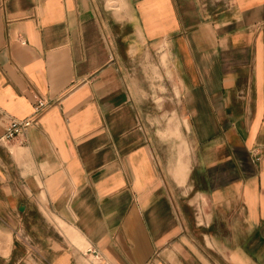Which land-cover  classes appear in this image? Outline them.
Listing matches in <instances>:
<instances>
[{
	"label": "crops",
	"instance_id": "0c3cea01",
	"mask_svg": "<svg viewBox=\"0 0 264 264\" xmlns=\"http://www.w3.org/2000/svg\"><path fill=\"white\" fill-rule=\"evenodd\" d=\"M163 55L173 170L135 88ZM34 117L0 141V264H264V0H0V137Z\"/></svg>",
	"mask_w": 264,
	"mask_h": 264
},
{
	"label": "rangeland",
	"instance_id": "374dc122",
	"mask_svg": "<svg viewBox=\"0 0 264 264\" xmlns=\"http://www.w3.org/2000/svg\"><path fill=\"white\" fill-rule=\"evenodd\" d=\"M161 58L162 63L147 65V79L135 88L141 89L142 101L147 106L148 131L164 154V164L173 170L176 162L185 159L188 149L182 134L184 120L181 112L175 110L178 90L174 81L167 79L166 58Z\"/></svg>",
	"mask_w": 264,
	"mask_h": 264
},
{
	"label": "built area",
	"instance_id": "2783aa9c",
	"mask_svg": "<svg viewBox=\"0 0 264 264\" xmlns=\"http://www.w3.org/2000/svg\"><path fill=\"white\" fill-rule=\"evenodd\" d=\"M43 105V102L41 100L37 101V104L35 108H39ZM36 121V118H27V119H10L8 122V125L6 127V130L4 132V135L0 137V141H9L18 136L19 134H22L25 129L31 125L34 124ZM91 252L97 257L103 259V264H113L111 261L107 260L103 257L102 253L98 249H90Z\"/></svg>",
	"mask_w": 264,
	"mask_h": 264
}]
</instances>
